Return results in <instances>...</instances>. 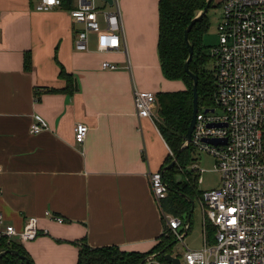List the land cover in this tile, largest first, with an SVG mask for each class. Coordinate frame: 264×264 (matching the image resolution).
Returning a JSON list of instances; mask_svg holds the SVG:
<instances>
[{
  "label": "crops",
  "instance_id": "crops-1",
  "mask_svg": "<svg viewBox=\"0 0 264 264\" xmlns=\"http://www.w3.org/2000/svg\"><path fill=\"white\" fill-rule=\"evenodd\" d=\"M37 2L0 0L3 223L19 230L27 217L37 219L39 235L22 244L34 264H78L83 239L91 247L149 252L165 229L149 174L161 170L170 151L155 121L137 116L133 90L186 89L184 81L166 79L162 71L160 0H117L123 45L105 52L97 50V34L90 35L88 50L74 49L81 27L68 9L37 11ZM104 61L119 68L104 69ZM60 66L78 89L44 90L66 86ZM35 115L48 129L31 134ZM78 123L89 126L82 143L74 139ZM201 195L193 201L202 207Z\"/></svg>",
  "mask_w": 264,
  "mask_h": 264
},
{
  "label": "built area",
  "instance_id": "built-area-1",
  "mask_svg": "<svg viewBox=\"0 0 264 264\" xmlns=\"http://www.w3.org/2000/svg\"><path fill=\"white\" fill-rule=\"evenodd\" d=\"M104 4L109 5L102 0ZM61 0H38L34 9L48 11L60 7ZM114 9L100 6L96 0H73L69 16L80 29L74 33V49H89L91 34H97V50H120L123 45V22L117 0ZM218 42L210 49L215 69L214 103L199 105L191 141L185 146L204 151L216 159L215 170L222 175L220 187L202 191L201 200L206 221L214 227L213 241L206 231L201 248L185 244L186 220L163 211L169 230L185 250L183 264H264V0H223ZM102 68L119 66L104 61ZM139 118L156 116V94L133 90ZM48 129L35 115L29 127L31 134ZM89 126H74V139L84 142ZM219 139L214 144L209 140ZM172 154L171 149L169 148ZM199 173L197 164L192 166ZM155 200L160 204L169 189L161 170L149 174ZM202 182L198 177L197 184ZM48 214V212H46ZM61 223V216H53ZM40 232L35 217H27L21 229L3 223L0 216V239L23 244ZM144 264H162L149 258Z\"/></svg>",
  "mask_w": 264,
  "mask_h": 264
},
{
  "label": "trees",
  "instance_id": "trees-1",
  "mask_svg": "<svg viewBox=\"0 0 264 264\" xmlns=\"http://www.w3.org/2000/svg\"><path fill=\"white\" fill-rule=\"evenodd\" d=\"M206 4L207 0H160L159 2L158 50L162 71L166 79L182 80L186 84V89L184 90L159 92L156 94L157 104L154 121L174 157L178 155L177 161L179 162V164H176L178 163L176 162L173 167L163 171L165 166L173 160L170 153L166 164L161 168L163 178L168 185L169 193L159 206L161 210L180 216L185 220L191 214L190 222L193 212H191L192 204L188 197L192 199L196 196L200 197L202 190H199L197 184L199 174L196 176L192 174L194 171H197L196 169L193 168V170L187 171V181L182 180L178 176L182 174L180 170L187 168L192 162L188 152L191 146L182 147L184 136L187 133L193 115V81L185 70V62L189 57V49L185 41V30L191 21L205 8ZM72 6L73 0H61V7L69 9ZM208 28L209 16L207 12L196 21L189 35L190 42L194 46V56L190 68L199 78V105L202 103L213 104L216 89L215 69L208 70L204 67L212 59L211 53L207 55L204 52L203 46V35L207 32ZM30 65V56L26 53L24 56V69H30ZM59 76L65 78V87L60 89L45 87L44 90L51 92H72L74 89L73 78L61 66ZM180 166L182 168L179 169ZM163 222H165L164 218ZM164 225L165 229L160 238L164 235L165 230L168 229L165 223ZM204 230L207 236L212 239L211 241H213V226L206 223ZM187 231L186 235L189 233V230ZM173 237L177 242L178 240L174 235ZM172 241L171 243H173ZM167 246V244L164 245L165 248ZM173 246L168 247L166 253H172ZM157 248L158 244L149 252H139L123 250L119 246L91 247L83 239L81 240L78 264H140L146 256L154 253ZM1 249L16 250L18 254L5 253L0 256V264H34L22 244L6 242L4 239H0ZM19 255H23L24 258H21ZM157 258L162 264H169L165 259V253L159 254Z\"/></svg>",
  "mask_w": 264,
  "mask_h": 264
},
{
  "label": "rangeland",
  "instance_id": "rangeland-1",
  "mask_svg": "<svg viewBox=\"0 0 264 264\" xmlns=\"http://www.w3.org/2000/svg\"><path fill=\"white\" fill-rule=\"evenodd\" d=\"M96 2L100 6H104L105 8H110L113 5H106L102 0H96ZM222 3L223 0H214V2L211 5V8L208 11L209 16V28L207 32L203 35V46H204V52L209 55L210 49L213 45L217 44L218 42V25L222 21ZM204 67L208 70H212L214 68V62L213 60H209ZM189 156L191 158V164L187 166V168H182L180 171L182 174L178 175L180 178L184 181H187L188 178L186 177V174H188V170H193V165L197 164L200 170H203L201 172V178L202 182L199 184L200 190L202 191H208L213 188H218L221 185L222 182V175L219 171L215 170V164L216 159L210 155L207 152L196 150L195 148L189 149ZM172 158L174 159V155L172 154ZM178 162V161H177ZM176 164H179L176 163ZM195 169V168H194ZM193 175H197V171H194L192 173ZM204 211L201 207V203L198 199H195L194 203V211L192 215V227L189 229V233L185 237V244L188 245L191 249H198L201 248L204 244ZM173 232L169 229L165 230L164 235L159 239L157 242L158 248L154 253H151L150 255L146 256V259H157V257L153 258V256L156 253H160L163 249H165L164 245H169L172 240H174ZM173 237V238H172ZM175 241V240H174ZM172 241V242H174ZM160 250V251H158ZM173 253L175 255H183V252L185 250L184 244L178 240L173 248ZM158 251V252H157Z\"/></svg>",
  "mask_w": 264,
  "mask_h": 264
},
{
  "label": "water",
  "instance_id": "water-1",
  "mask_svg": "<svg viewBox=\"0 0 264 264\" xmlns=\"http://www.w3.org/2000/svg\"><path fill=\"white\" fill-rule=\"evenodd\" d=\"M106 1L108 4L113 5L114 0H104ZM213 0H207V4L205 6V8L191 21V23L189 24V26L187 27V29L185 30V41L187 43L188 49H189V57L185 62V70L188 73L189 77L192 79L193 81V85H192V91H193V115H192V119L190 122V125L188 127L187 133L184 136V143H183V148L186 147L185 145L191 141V136H192V132L194 129V125H195V121H196V116H197V111H198V105H199V93H198V83H199V78L198 75L196 73H194L191 68H190V64L191 61L193 59L194 56V46L191 44L190 39H189V35L190 32L193 28V25L196 23V21L203 15L206 14L208 12V10L210 9L211 3ZM74 88L78 89V82L77 80H74ZM211 143L217 144L222 142L219 139H211L209 140ZM178 160V155H176L174 157V159L172 160V162H170L169 164H167L165 166V168L163 169V171L170 169L171 167L174 166V164L177 162ZM189 201L192 204V208H191V212H193L194 210V201L192 198L188 197ZM190 218H191V214L188 215L187 219H186V227H188L190 225ZM176 243L173 242L171 244H169L165 249H163L160 253H156L154 254L153 258L157 257L159 254L161 253H165V259L167 260V262L169 264H183L181 262V258L172 254V253H166V249L168 247L173 246ZM5 253H12V254H18V252L16 250H8V249H1L0 250V256L4 255ZM21 258H24L23 255H19ZM147 259L145 258L143 262H141L140 264H144V262H146Z\"/></svg>",
  "mask_w": 264,
  "mask_h": 264
},
{
  "label": "bare ground",
  "instance_id": "bare-ground-1",
  "mask_svg": "<svg viewBox=\"0 0 264 264\" xmlns=\"http://www.w3.org/2000/svg\"><path fill=\"white\" fill-rule=\"evenodd\" d=\"M110 5V4H109ZM113 5H114V3H113ZM198 108H199V105H198ZM198 172V174H199V176L198 177H201V173H199V171H197ZM198 179V178H197ZM169 214V213H168ZM172 215V214H171ZM165 223V222H164ZM171 231V230H170ZM174 234V233H173ZM175 236V235H174ZM176 238V237H175ZM177 239V238H176ZM178 240V239H177ZM172 254H174L173 252H172ZM175 255V254H174Z\"/></svg>",
  "mask_w": 264,
  "mask_h": 264
}]
</instances>
